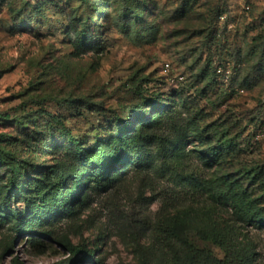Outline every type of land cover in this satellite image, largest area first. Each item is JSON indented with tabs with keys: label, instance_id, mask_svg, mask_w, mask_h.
<instances>
[{
	"label": "rangeland",
	"instance_id": "374dc122",
	"mask_svg": "<svg viewBox=\"0 0 264 264\" xmlns=\"http://www.w3.org/2000/svg\"><path fill=\"white\" fill-rule=\"evenodd\" d=\"M138 125L163 142L102 178L78 160L71 139ZM60 182L63 205L31 207ZM183 211L264 264V0H0V264H157Z\"/></svg>",
	"mask_w": 264,
	"mask_h": 264
},
{
	"label": "trees",
	"instance_id": "16d2710c",
	"mask_svg": "<svg viewBox=\"0 0 264 264\" xmlns=\"http://www.w3.org/2000/svg\"><path fill=\"white\" fill-rule=\"evenodd\" d=\"M223 13H219L216 18ZM216 29L212 39L218 40ZM213 73L215 69L213 68ZM156 117H152L149 123H153ZM262 124V122H260ZM147 125V123L145 124ZM144 125H138L130 136L118 135L105 142H97L89 148H82L78 141L71 139L76 148L78 160L83 163L97 178L103 177L105 165L110 162L124 160L126 158L139 159L143 154L142 142L153 141L162 138L155 134H146L142 131ZM161 141L159 144L161 145ZM163 142V141H162ZM62 182L54 184L41 196L40 203L31 201V207L38 212H53L65 200H60ZM243 204L242 196L233 200L234 209L240 212ZM196 235L204 242H210L219 247L223 253V259H217L207 249L196 247L190 240V234ZM156 238L162 245L161 257L157 264H250L254 255L250 244L238 239L234 225L219 226L216 222L203 216H192L187 211L162 219L156 228ZM64 249L68 255L78 254V250L70 248L64 243L54 241ZM85 259L90 256H85ZM142 264H147L142 259Z\"/></svg>",
	"mask_w": 264,
	"mask_h": 264
},
{
	"label": "built area",
	"instance_id": "2783aa9c",
	"mask_svg": "<svg viewBox=\"0 0 264 264\" xmlns=\"http://www.w3.org/2000/svg\"><path fill=\"white\" fill-rule=\"evenodd\" d=\"M223 20H224V17L222 15L218 17V21L219 22L220 21H223ZM216 36L219 37L220 36V33L217 32ZM215 73H216V75L219 78H222V79H227V77H228V72L225 71V67L224 66L221 67L220 65H217L215 67Z\"/></svg>",
	"mask_w": 264,
	"mask_h": 264
}]
</instances>
